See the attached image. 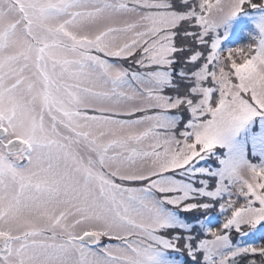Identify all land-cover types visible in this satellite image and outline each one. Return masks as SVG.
<instances>
[{
	"label": "snow or ice",
	"instance_id": "6c2138e0",
	"mask_svg": "<svg viewBox=\"0 0 264 264\" xmlns=\"http://www.w3.org/2000/svg\"><path fill=\"white\" fill-rule=\"evenodd\" d=\"M246 5L264 0H0V264H151L175 247L158 205L197 195L227 213L203 264H264L229 242L264 222V164L196 167L264 116V24L226 52L212 35Z\"/></svg>",
	"mask_w": 264,
	"mask_h": 264
},
{
	"label": "rangeland",
	"instance_id": "374dc122",
	"mask_svg": "<svg viewBox=\"0 0 264 264\" xmlns=\"http://www.w3.org/2000/svg\"><path fill=\"white\" fill-rule=\"evenodd\" d=\"M252 3L261 4V0H252ZM264 24V7L252 8L245 6L244 10L235 16L224 20L213 33V38L219 41V50H227L237 47H247L259 36V26ZM129 67V63H124ZM135 67V65H131ZM179 65L176 66L178 68ZM175 76V69L172 73ZM170 93L172 89H166ZM170 117L176 121V129L179 131L189 119L186 111L170 113ZM246 159L253 164H264V116H258L250 121L235 137L232 138L231 146L217 147L209 153L196 167L204 168L212 173H219L223 167V161L233 158V163H240V174L247 176V167L241 160ZM205 178V177H201ZM215 177L209 185L208 190L214 187ZM194 187H200L194 184ZM159 198L160 194H156ZM226 198V197H225ZM196 203H209L207 209L196 208L184 211L166 203L158 206L162 217L171 226L162 230L159 235L175 241V247L157 246L151 264H203V251H197L198 242L206 238L210 230H216L224 223L227 213L221 210L219 205L221 198L212 200L206 196L197 195ZM229 242L233 247L264 246V222L255 228H244L242 232L232 230L229 233ZM112 243L108 238H102L98 246H89L93 249L103 248ZM190 252L192 254H190Z\"/></svg>",
	"mask_w": 264,
	"mask_h": 264
},
{
	"label": "trees",
	"instance_id": "16d2710c",
	"mask_svg": "<svg viewBox=\"0 0 264 264\" xmlns=\"http://www.w3.org/2000/svg\"><path fill=\"white\" fill-rule=\"evenodd\" d=\"M248 259H257V260H259V257L258 256H256V257L249 256V257L242 258L239 261V264H247Z\"/></svg>",
	"mask_w": 264,
	"mask_h": 264
}]
</instances>
